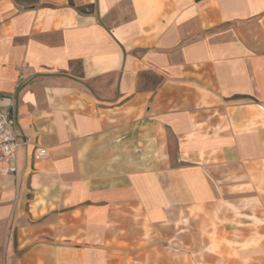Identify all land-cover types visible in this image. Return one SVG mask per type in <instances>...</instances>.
Returning a JSON list of instances; mask_svg holds the SVG:
<instances>
[{
    "label": "crops",
    "instance_id": "crops-1",
    "mask_svg": "<svg viewBox=\"0 0 264 264\" xmlns=\"http://www.w3.org/2000/svg\"><path fill=\"white\" fill-rule=\"evenodd\" d=\"M0 97V264H264V0H0Z\"/></svg>",
    "mask_w": 264,
    "mask_h": 264
},
{
    "label": "built area",
    "instance_id": "built-area-1",
    "mask_svg": "<svg viewBox=\"0 0 264 264\" xmlns=\"http://www.w3.org/2000/svg\"><path fill=\"white\" fill-rule=\"evenodd\" d=\"M3 100L4 98L0 97V165L6 173L16 175L18 151L22 143L17 138L13 112L4 113L1 110ZM46 154V150H41L38 158H43Z\"/></svg>",
    "mask_w": 264,
    "mask_h": 264
}]
</instances>
